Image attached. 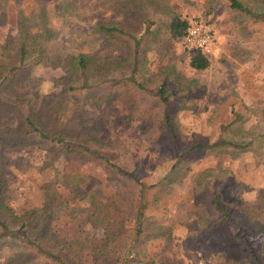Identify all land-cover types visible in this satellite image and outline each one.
<instances>
[{"label": "rangeland", "instance_id": "rangeland-1", "mask_svg": "<svg viewBox=\"0 0 264 264\" xmlns=\"http://www.w3.org/2000/svg\"><path fill=\"white\" fill-rule=\"evenodd\" d=\"M242 1L252 8L264 9V0ZM205 2L149 0L140 9L143 11L140 15L167 20L170 15L163 7H171L187 22L192 18L209 22L215 45L213 55L208 57V69L192 70L183 40L170 39L166 31H161L158 42L147 54L149 74L145 91L121 88L111 101H78L81 115L78 113L79 119L69 122L71 130L98 137L127 170L141 164L142 170L137 174L148 183L166 176L174 164V158L163 150L167 147L152 142L149 134L148 117L155 110L148 105L154 103L150 95L156 92L165 75L171 85L179 82L183 89L180 95L183 108L177 115L181 135L187 142L213 141L220 124L232 120L235 113L245 115V129L264 135V23H251L231 12L225 0H215L210 6ZM126 3L127 10L136 11L137 0H0V45L19 37L27 38L29 43L34 37L42 38L41 48L54 61L36 66L31 77L41 80L43 93L62 97L63 85L59 80L67 76L59 65L60 60L81 53L101 61L119 62L124 58L123 47L97 36L93 30L99 22L126 21L128 18L120 10ZM22 33L27 35L21 36ZM0 152L4 158L0 177L5 186V203L20 215L40 208L47 194L59 196L62 205L51 211L50 221L52 232L59 237L70 232L76 208L86 204L88 198L109 207L112 195L121 192L127 183L117 175L110 180L95 165L74 155L56 156L30 147L6 148ZM189 167L188 176L172 185L168 194L171 197L161 200L148 217L166 220L171 226L179 264H202L205 258L209 263L213 260L227 264L234 260L235 245L230 236L232 231L240 230L239 219L235 218V225L217 228L214 237L202 235L197 217L189 211L193 201L189 196L191 181L208 168L228 169L232 179L224 187L225 198L253 201L264 194V148L237 156H196ZM67 174L78 176L79 184L74 187L63 183L62 178ZM86 194L88 197L80 203L79 199ZM87 232L97 238L101 234L91 226ZM197 238L203 239L204 244L199 243L195 249L183 247L184 242L195 243ZM249 239L253 245L259 241L252 235ZM31 257L35 258L17 242L0 244V264H20ZM89 260L88 255L86 261Z\"/></svg>", "mask_w": 264, "mask_h": 264}, {"label": "trees", "instance_id": "trees-1", "mask_svg": "<svg viewBox=\"0 0 264 264\" xmlns=\"http://www.w3.org/2000/svg\"><path fill=\"white\" fill-rule=\"evenodd\" d=\"M148 1L137 0L135 12L127 10V3L122 5L120 10L128 18L126 21L99 22L93 30L97 36L123 47L125 55L121 61H101L83 53L60 60L59 65L67 76L59 80L63 85L62 97L43 93L41 80L31 77L36 66L54 61L47 50L41 48L42 38L34 37L29 43L27 38L19 37L0 45L1 151L30 147L56 156L74 155L95 165L110 180L117 175L127 182L121 192L112 195L109 207L98 200L86 199L87 203L75 210L70 232L59 237L52 232L50 221L51 211L62 205L61 198L47 194L40 208L17 215L5 203V186L0 177V244L17 242L35 256L20 264H179L171 226L166 220L149 219V211L157 209L164 198L171 197L168 194L172 185L188 176L189 165L196 156H237L257 153L264 148V135L245 129L246 117L237 113L225 125L220 124L213 141L187 142L181 135L177 115L183 108L180 97L183 89L179 82L171 85L167 75L150 95L154 103L148 105L155 110L148 117L149 134L152 142L167 147L163 150L174 158V164L167 175L156 182L141 179L137 174L142 170L141 164H135L131 170L124 168L98 137L70 129V120L79 119L78 113L81 115L78 101H111L121 88L145 91L149 74L147 54L158 42L161 31H166L170 39L183 40L188 22L171 7H163L170 15L167 20L141 17L143 11L140 9L149 4ZM213 1L205 3L210 6ZM225 3L231 12L248 22L264 23V9L252 8L242 0H225ZM203 23L214 37L209 22ZM26 35L22 33L21 36ZM187 51L192 70L201 72L209 68L208 57L197 51ZM3 161L0 152V169ZM229 179L232 174L228 169L208 168L197 173L189 189L193 200L190 215L197 217L201 234L212 237L217 228L235 225L238 217L240 230L232 231L230 236L235 245L234 260L227 264H264V194L250 202L229 200L225 198L224 189ZM62 181L75 187L80 178L67 174ZM86 197L88 194L79 202ZM118 216L122 218L118 220ZM88 226L98 228L100 237L91 236ZM250 235L259 239L256 245L249 239ZM199 243L204 244V240L184 242L183 247L195 249ZM203 261L202 264L216 263L213 260L209 263L206 258Z\"/></svg>", "mask_w": 264, "mask_h": 264}, {"label": "built area", "instance_id": "built-area-1", "mask_svg": "<svg viewBox=\"0 0 264 264\" xmlns=\"http://www.w3.org/2000/svg\"><path fill=\"white\" fill-rule=\"evenodd\" d=\"M183 43L188 50L200 52L206 57L214 53V37L209 28L197 18L188 21Z\"/></svg>", "mask_w": 264, "mask_h": 264}]
</instances>
